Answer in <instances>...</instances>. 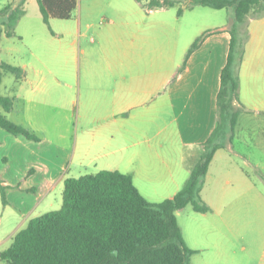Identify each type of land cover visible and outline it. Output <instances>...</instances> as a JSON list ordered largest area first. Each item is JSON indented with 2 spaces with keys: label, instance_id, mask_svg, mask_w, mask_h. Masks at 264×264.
Wrapping results in <instances>:
<instances>
[{
  "label": "crops",
  "instance_id": "crops-1",
  "mask_svg": "<svg viewBox=\"0 0 264 264\" xmlns=\"http://www.w3.org/2000/svg\"><path fill=\"white\" fill-rule=\"evenodd\" d=\"M198 8L179 17L173 9L148 11L139 5L116 26L110 68L89 71L84 78L87 91L98 93L87 98V108L98 110L89 111V120L101 126L87 150L114 147L121 155L116 171L131 175L142 196L154 204L174 198L183 188L218 120L233 13L219 18L215 13L223 10L195 12ZM248 29L240 69V99L248 111L240 115L235 137L253 126L255 148L264 154V17L249 18ZM19 68L25 76L6 93L0 88V95L15 100L8 119L38 139L15 136L0 127V176L12 186L6 207L13 206L22 217L15 236L53 205L48 200L70 178L74 154L54 140V120L37 106L51 103L53 78L26 88V68Z\"/></svg>",
  "mask_w": 264,
  "mask_h": 264
},
{
  "label": "rangeland",
  "instance_id": "rangeland-1",
  "mask_svg": "<svg viewBox=\"0 0 264 264\" xmlns=\"http://www.w3.org/2000/svg\"><path fill=\"white\" fill-rule=\"evenodd\" d=\"M8 4L24 11V15L12 37H7L4 25L0 26V65L26 68V88L40 87L37 83L42 78H53L51 103L38 102L37 106L48 120H54V140L74 153L69 177L116 171L121 155L113 152L114 147L87 150L90 138L99 135L101 126L89 120V111L98 110L87 108V98L98 93L87 91L84 78L89 71L110 68L116 26L140 4L135 0H78L70 20L54 18L49 25L37 0H0V11ZM202 8L195 12H216ZM231 13V9H224L215 14L222 18ZM15 81L12 73H5L1 92L15 86ZM253 131L250 125L236 137L235 131L226 150H221L211 164L201 191L202 200L211 210L202 214L189 205L177 213L184 241L195 251L190 264H264V154L255 148ZM60 134L66 137L63 141ZM63 191L64 186L50 197L48 202L53 205L45 208V213L61 208ZM6 206L0 192V254L10 247L14 227L22 221L16 208Z\"/></svg>",
  "mask_w": 264,
  "mask_h": 264
},
{
  "label": "trees",
  "instance_id": "trees-1",
  "mask_svg": "<svg viewBox=\"0 0 264 264\" xmlns=\"http://www.w3.org/2000/svg\"><path fill=\"white\" fill-rule=\"evenodd\" d=\"M148 11L177 9L181 17L195 7L213 10L231 9L233 25L231 48L221 77L218 95V120L212 136L202 145V154L183 188L172 199L150 203L139 192L131 175L102 170L64 184L60 209L31 219L0 254L3 264H190L195 253L183 238L177 213L189 205L198 213L211 209L202 200L201 191L216 153L233 139L240 115L248 111L240 99V69L249 40V18L264 17V0H135ZM44 22L70 20L78 0H37ZM24 11L8 4L0 11V26L7 37ZM2 30L0 28V36ZM197 40L192 50L199 45ZM5 73L17 80L25 76L22 68L0 65V88ZM14 99L0 95V127L15 136L38 138L10 121L6 114L14 109ZM264 180V174H261ZM12 188L0 176L4 205ZM33 192L32 190H28Z\"/></svg>",
  "mask_w": 264,
  "mask_h": 264
}]
</instances>
